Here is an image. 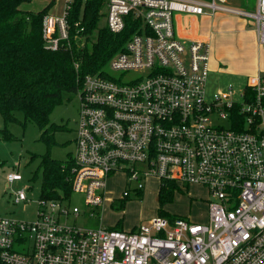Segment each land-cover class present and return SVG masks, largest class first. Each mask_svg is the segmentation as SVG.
<instances>
[{"label": "built area", "instance_id": "2783aa9c", "mask_svg": "<svg viewBox=\"0 0 264 264\" xmlns=\"http://www.w3.org/2000/svg\"><path fill=\"white\" fill-rule=\"evenodd\" d=\"M75 1L65 0L62 15L44 16L47 49L71 46ZM228 1H102L103 26L113 34L134 29L109 61L118 76L106 69L78 79L70 192L45 198L41 189L34 220L0 217V264H264V77L248 80L241 103L232 90L208 99L209 44L176 28L181 16L222 10L253 20L264 45V0L254 12L224 6ZM116 173L136 193L152 177L205 187L208 221L158 215L130 231L71 223L82 213L70 203L73 194L84 195L90 220ZM22 180L19 171L7 175L9 183ZM30 190L16 191L15 202L29 204Z\"/></svg>", "mask_w": 264, "mask_h": 264}, {"label": "rangeland", "instance_id": "374dc122", "mask_svg": "<svg viewBox=\"0 0 264 264\" xmlns=\"http://www.w3.org/2000/svg\"><path fill=\"white\" fill-rule=\"evenodd\" d=\"M64 2L65 0H32L30 3H24L21 8L38 12L51 5L49 13L62 15ZM255 2L256 0H231L224 6L254 12V5L251 4ZM228 14L222 10L215 13L217 17ZM200 18L212 20V17L205 15ZM239 18L247 23L246 28L249 32L252 30L255 32L252 38L251 35H247V41L253 42L251 55L234 74H226L214 68L209 69L208 99H212L213 94L218 91L229 92L232 90L234 91L232 99L241 103L247 79L253 76L264 77V45H259L255 28L250 25L251 22L246 18L240 16ZM252 22L254 21L252 20ZM100 24H105L104 17H101ZM106 69L108 74L118 76L117 73L110 70L109 66ZM18 117L20 121H10L6 124L0 114V130L7 127L11 134L10 137H7L6 132L0 131V217H15L30 221L35 218L38 209L37 201L41 195L42 171L39 170L37 176L34 177L41 157L48 153L53 159L66 163L74 155L79 102L77 96L72 95L55 107L50 120L59 128L53 132L49 143L40 138L41 131L36 124L27 122L24 125L22 115L18 114ZM33 155L35 157L32 159ZM15 171L22 174L23 180L9 183L7 175ZM126 179L127 176L124 173H116L107 179L103 207L95 210V216L90 220H86L88 209L84 204V195L73 194L70 203L73 206H78L82 213L75 222L71 223L85 227H98L102 223L107 228L130 231L157 217L160 209L171 216L186 217L193 223L204 224L208 221L209 199L205 187L201 185L185 187L178 183L172 200L161 205L159 191L162 184L158 178L146 179L145 189L140 193L134 192ZM26 186L32 187V190L28 191L29 204L16 203L14 193ZM125 190H130V195L123 199ZM121 200H124L122 208L119 204Z\"/></svg>", "mask_w": 264, "mask_h": 264}, {"label": "trees", "instance_id": "16d2710c", "mask_svg": "<svg viewBox=\"0 0 264 264\" xmlns=\"http://www.w3.org/2000/svg\"><path fill=\"white\" fill-rule=\"evenodd\" d=\"M31 1L0 0V114L6 124L20 121L21 114L24 125L36 124L40 138L49 143L59 128L50 120L55 107L76 94L79 78L104 72L134 29L128 26L123 34H113L100 24L103 0H76L68 20L71 46L52 51L46 48L42 33L43 18L51 5L38 12L21 8ZM77 20L81 26L76 29ZM81 27L83 32L78 31ZM0 131L11 136L7 127ZM72 165V158L64 163L48 153L41 157L34 177L42 171L45 198H58L59 190L69 194L67 178ZM175 190L173 183H164L159 191L160 204L172 200ZM119 204L122 208L124 200ZM159 215L175 217L161 209Z\"/></svg>", "mask_w": 264, "mask_h": 264}, {"label": "crops", "instance_id": "0c3cea01", "mask_svg": "<svg viewBox=\"0 0 264 264\" xmlns=\"http://www.w3.org/2000/svg\"><path fill=\"white\" fill-rule=\"evenodd\" d=\"M257 1L251 4L254 5V10H256ZM227 13H229L227 16L222 17L210 16L212 20L207 19L209 17L202 20L201 16L198 18L181 16L176 21V28L182 38L187 40L203 39L208 42L210 49L209 68L217 69L226 74H234L251 55L253 42L247 41V35H251L252 38L255 32L253 30L249 32L246 28L247 23L239 18L240 15ZM246 19L251 22L250 25H253L256 31L254 22ZM250 78L247 79V82Z\"/></svg>", "mask_w": 264, "mask_h": 264}]
</instances>
